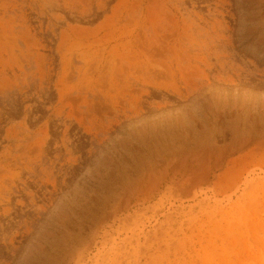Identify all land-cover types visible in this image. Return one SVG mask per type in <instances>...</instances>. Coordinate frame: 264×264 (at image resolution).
Here are the masks:
<instances>
[{
  "label": "rangeland",
  "instance_id": "374dc122",
  "mask_svg": "<svg viewBox=\"0 0 264 264\" xmlns=\"http://www.w3.org/2000/svg\"><path fill=\"white\" fill-rule=\"evenodd\" d=\"M0 264H264V0H0Z\"/></svg>",
  "mask_w": 264,
  "mask_h": 264
}]
</instances>
